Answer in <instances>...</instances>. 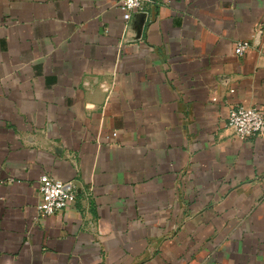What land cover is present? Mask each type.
Masks as SVG:
<instances>
[{"label": "crops", "instance_id": "obj_1", "mask_svg": "<svg viewBox=\"0 0 264 264\" xmlns=\"http://www.w3.org/2000/svg\"><path fill=\"white\" fill-rule=\"evenodd\" d=\"M238 104L264 111V0H0V264H264ZM42 173L72 206L37 216Z\"/></svg>", "mask_w": 264, "mask_h": 264}, {"label": "built area", "instance_id": "obj_2", "mask_svg": "<svg viewBox=\"0 0 264 264\" xmlns=\"http://www.w3.org/2000/svg\"><path fill=\"white\" fill-rule=\"evenodd\" d=\"M156 0H122L126 11L143 10L148 3ZM250 43L247 39L237 40L234 51L243 53ZM227 125L239 138L256 136L264 129V111L253 105L238 104L228 110ZM115 135V132H113ZM39 200L36 213L45 217L72 206L76 199V185L72 180L54 178L42 173L38 179Z\"/></svg>", "mask_w": 264, "mask_h": 264}]
</instances>
